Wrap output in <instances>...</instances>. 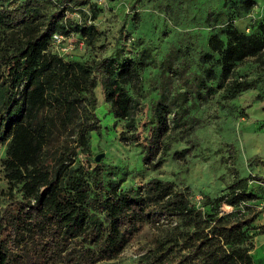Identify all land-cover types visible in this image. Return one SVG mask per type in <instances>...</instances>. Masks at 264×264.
<instances>
[{
  "label": "trees",
  "instance_id": "trees-1",
  "mask_svg": "<svg viewBox=\"0 0 264 264\" xmlns=\"http://www.w3.org/2000/svg\"><path fill=\"white\" fill-rule=\"evenodd\" d=\"M90 1L0 0V144L5 143L1 164L10 188L21 184L24 192L21 199L11 194L0 210V264H96L118 255L146 224L160 221L169 222L173 234L167 241H156L139 264H255L244 246L225 254L207 250L212 236L195 217L189 188L151 177L121 189L119 184L104 183L100 172L89 183L83 168L70 170L74 156L68 148H61L54 162L47 157L54 132L67 129L77 102L84 100L89 111L79 141L84 142L88 130L100 134L95 113L99 81L104 102L129 131L119 140L137 143L142 163L159 168L172 145L171 131L186 124L185 116L196 100H205L216 86L231 98L256 85V79L235 74L244 59L258 57L264 62V16L250 33L228 23L225 40L216 32L209 34L202 60L210 61L216 53L218 73L212 63L201 73H186L171 53L158 61L150 58L158 77L151 85L156 96L149 106L148 134L142 137L135 124L140 95L131 94L125 84L137 78V64L146 63L144 54L135 61L119 48L89 68L64 61L50 49L54 33L89 36L96 31L93 24L71 16L75 10L83 12ZM212 79H217L216 86L209 82ZM227 149L233 179L226 191L206 197L209 220L218 219L222 205L234 208L223 214L230 215L254 198L248 177H240L235 167L236 147L229 143ZM190 150L187 146L173 154L181 158ZM257 179L264 182V177ZM260 212L243 206L242 217L231 228L252 223ZM174 249L179 250L178 257L166 261Z\"/></svg>",
  "mask_w": 264,
  "mask_h": 264
},
{
  "label": "rangeland",
  "instance_id": "rangeland-1",
  "mask_svg": "<svg viewBox=\"0 0 264 264\" xmlns=\"http://www.w3.org/2000/svg\"><path fill=\"white\" fill-rule=\"evenodd\" d=\"M91 0L71 16L78 21L93 24L96 31L89 36L80 33L57 34L50 42V49L64 61H77L89 67L95 62L123 49L125 55L138 61L145 55V65L137 64V78L125 87L131 94L140 95V104L135 119L136 130L143 137L148 134L147 116L151 100L156 96L158 67L150 58L161 60L171 53L174 62L186 67V73H201L211 63L216 72L220 66L214 59L202 60L208 49L207 38L216 32L225 40L224 30L228 23L245 33L256 29L257 20L264 16V0ZM212 11L210 20L208 13ZM95 14V16H94ZM144 50V51H143ZM142 54V55H141ZM90 68V67H89ZM92 71V69L90 70ZM6 72V70L4 71ZM91 74V72L89 73ZM235 77L256 79L254 87L245 89L234 97H225L223 87L216 86L217 79L209 82L216 86L205 100H196L185 116L187 122L171 131L172 145L159 168L153 169L141 161L140 147L134 142H122L121 134L127 135L125 121L113 116L111 107L104 102L100 82L95 94V113L101 125L100 134L94 130L84 133V142L79 134L89 120L88 105L83 100L76 103L77 110L71 115L67 129L55 131L50 145L49 162H54L61 148H68L74 160L70 170L81 167L89 183L100 172L104 183L119 184L121 189H131L151 177L172 181L180 188H189L194 214L206 226L212 236L207 250L217 254L231 252L238 246L248 248L255 264H264V62L258 57H249L237 64ZM62 89L61 93H65ZM232 143L237 149L235 167L240 177H248L249 190L254 194L241 211L222 205L219 218L209 220L206 212L209 204L206 197L214 198L226 191L233 176L228 160L227 146ZM191 146L184 157L177 158L174 151ZM5 143L0 144V210L10 200L24 196L21 184L10 188L4 175L1 159L5 156ZM102 154L99 160L95 157ZM250 211H259L255 220L240 228L231 226L242 215L243 206ZM167 221L146 224L123 250L109 260L96 264H139L150 254L148 249L158 240H166L173 234ZM167 246V245H166ZM174 249L166 255L172 262L178 257Z\"/></svg>",
  "mask_w": 264,
  "mask_h": 264
},
{
  "label": "built area",
  "instance_id": "built-area-1",
  "mask_svg": "<svg viewBox=\"0 0 264 264\" xmlns=\"http://www.w3.org/2000/svg\"><path fill=\"white\" fill-rule=\"evenodd\" d=\"M57 34L56 33H54L53 35H52V37H51V41L50 42H52L53 41V39H57Z\"/></svg>",
  "mask_w": 264,
  "mask_h": 264
},
{
  "label": "water",
  "instance_id": "water-1",
  "mask_svg": "<svg viewBox=\"0 0 264 264\" xmlns=\"http://www.w3.org/2000/svg\"><path fill=\"white\" fill-rule=\"evenodd\" d=\"M101 155H102V154H98V155H96L95 159H96V160H99V158L101 157Z\"/></svg>",
  "mask_w": 264,
  "mask_h": 264
}]
</instances>
